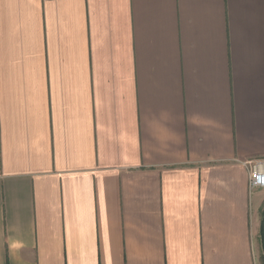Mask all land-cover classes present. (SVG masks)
I'll list each match as a JSON object with an SVG mask.
<instances>
[{"label": "crops", "instance_id": "0c3cea01", "mask_svg": "<svg viewBox=\"0 0 264 264\" xmlns=\"http://www.w3.org/2000/svg\"><path fill=\"white\" fill-rule=\"evenodd\" d=\"M264 0H0V264H262Z\"/></svg>", "mask_w": 264, "mask_h": 264}, {"label": "built area", "instance_id": "2783aa9c", "mask_svg": "<svg viewBox=\"0 0 264 264\" xmlns=\"http://www.w3.org/2000/svg\"><path fill=\"white\" fill-rule=\"evenodd\" d=\"M249 166V185L251 189H264V159H253Z\"/></svg>", "mask_w": 264, "mask_h": 264}, {"label": "trees", "instance_id": "16d2710c", "mask_svg": "<svg viewBox=\"0 0 264 264\" xmlns=\"http://www.w3.org/2000/svg\"><path fill=\"white\" fill-rule=\"evenodd\" d=\"M260 242L262 247L261 262L264 264V208L261 212Z\"/></svg>", "mask_w": 264, "mask_h": 264}, {"label": "rangeland", "instance_id": "374dc122", "mask_svg": "<svg viewBox=\"0 0 264 264\" xmlns=\"http://www.w3.org/2000/svg\"><path fill=\"white\" fill-rule=\"evenodd\" d=\"M262 249V248H261Z\"/></svg>", "mask_w": 264, "mask_h": 264}]
</instances>
